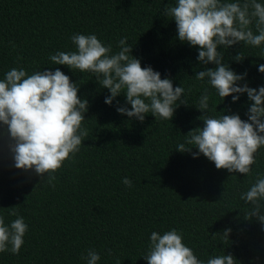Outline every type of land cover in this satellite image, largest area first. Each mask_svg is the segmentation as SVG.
<instances>
[{
  "label": "trees",
  "instance_id": "trees-1",
  "mask_svg": "<svg viewBox=\"0 0 264 264\" xmlns=\"http://www.w3.org/2000/svg\"><path fill=\"white\" fill-rule=\"evenodd\" d=\"M174 4L175 0H0V79L14 67L29 74L59 67L78 83V95L89 104L82 122L89 135L75 162L65 161L56 173L55 187L34 172L16 169L6 142L0 146V215L7 224L15 219L8 215L10 207H17L28 225L19 253H0V264H85L81 256L88 249L100 253L98 264H147L142 256L151 233L173 228L182 232L183 243L205 264L213 255L228 253L238 264H264V226L255 218H243L249 205L240 200L257 174L264 175V147L255 154L248 176L218 170L202 154L194 158L176 150L190 130L203 126L195 105L209 86L193 76L215 66L202 65L198 48L177 39L175 22L161 14ZM76 33L95 34L111 44L113 52L127 37L142 67L151 66L162 79L171 78L174 87H184L188 105H179L171 121L148 114L140 122L119 114L117 101L125 105L123 94L107 105L110 93L92 74L49 60L57 51H75L70 38ZM262 48L237 44L223 50L232 70L247 72L252 88L264 86V73L258 71L264 64ZM240 51L246 57L242 62L231 59ZM209 91L210 108H217L210 115L234 113L247 119L246 94L233 103L231 96L222 101L214 89ZM125 177L132 187L122 183ZM229 228V241L221 235L213 239V234Z\"/></svg>",
  "mask_w": 264,
  "mask_h": 264
},
{
  "label": "clouds",
  "instance_id": "clouds-1",
  "mask_svg": "<svg viewBox=\"0 0 264 264\" xmlns=\"http://www.w3.org/2000/svg\"><path fill=\"white\" fill-rule=\"evenodd\" d=\"M161 14L175 22L181 43L198 48V62L215 66L196 72L193 77L197 81L206 80L222 101L231 96L235 103L243 94L249 101L246 120L234 113L220 112L219 116H213L210 112L217 108H210L211 93L209 87H205L195 105L202 113L198 119L203 126L190 130L176 150L189 152L194 158L202 154L218 170L251 175L255 154L264 147V86L250 87L247 72L237 74L232 70L225 62L223 50L237 44H242L243 48L264 45V3L175 0V4L166 6ZM70 39L76 50L49 55L52 65L92 74L110 93L104 101L107 105L111 106L123 94L125 105L117 101L119 114L140 122L148 114L155 120L171 121L179 105H188L184 87H174L171 78L162 79L161 73L151 66L142 67L140 59L132 55L133 46L127 43V37L118 41L116 52L111 44L106 45L95 34L76 33ZM245 58L240 51L231 59L242 62ZM260 58L264 59V48ZM258 71L264 73V64L258 66ZM78 92V83L72 82L59 67L32 74L22 67H14L4 74L0 79V146L6 142L16 169L34 172L41 181L46 179L55 187L56 173L65 161L75 162V155L89 135L88 130L82 128L88 100L81 99ZM193 148L198 151L192 153ZM122 183L132 187L127 177ZM240 200L249 205L243 218L248 221L255 218L264 226V175L257 174L250 187L241 193ZM8 215L15 219L7 224L0 215V253L15 255L24 244L28 225L17 207H10ZM230 233L229 228L212 236L215 239L216 235H221L224 241H229ZM108 251L111 255V250ZM142 258L147 264H205L183 243L182 232L175 228L163 234L153 231ZM81 259L85 264H98L101 256L95 249H88ZM206 264H238V261L228 253L213 255Z\"/></svg>",
  "mask_w": 264,
  "mask_h": 264
}]
</instances>
